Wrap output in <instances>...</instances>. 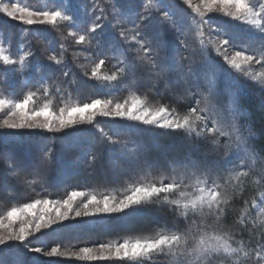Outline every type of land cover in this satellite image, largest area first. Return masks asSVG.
<instances>
[{
  "label": "snow or ice",
  "instance_id": "1",
  "mask_svg": "<svg viewBox=\"0 0 264 264\" xmlns=\"http://www.w3.org/2000/svg\"><path fill=\"white\" fill-rule=\"evenodd\" d=\"M183 2L199 19H192L185 25L164 12L165 23H162L158 14L160 0H155V5L154 0H146L132 20L131 30L121 25L119 38L107 45L102 44L105 25L113 28L115 25L103 12L94 16L90 26L83 30L69 31L67 35L73 42L84 46L80 51L95 49L97 59L90 69H82V76L109 90L105 97L64 103L58 110L53 109L51 100L37 105V92L34 91H28L17 101L0 98V113L6 117L0 127L60 133L78 125H93L97 117H103L182 134L186 150L154 154V149L143 142L133 141L130 148L128 142L120 143L107 137V143L113 146L109 152L119 154V159L113 161L114 181L123 183L142 175L141 182L134 183L122 198L72 190L63 199H34L23 202L21 207H11L0 217V229H6L0 232V246L12 245V242L23 245L34 233L46 229L55 231L54 226H62L66 221L82 217L109 218L118 214L130 216L160 203L167 206L178 223L171 227L164 225L165 231L154 238L99 242L98 247L83 246L78 251L61 252L60 247H52L49 251L31 247L29 251L48 257H75L81 261L115 259L134 264H149L154 258H171L174 264H264V156L259 155L251 143L255 132L247 124V113L238 105V92L229 90L225 94L218 88L216 69L206 55L209 46L220 51L229 40L206 39L204 31L209 23L204 17L221 11L224 16L264 34V5L257 10L249 0ZM89 11H96L95 4ZM113 12L121 14L117 7H113ZM0 13L26 26L44 25L56 29L61 22L74 23L73 16L65 11L32 10L14 2L0 4ZM167 30L173 31L176 40L171 48L164 39ZM129 31L132 32L130 37L125 35ZM210 31L209 28V34ZM190 32L196 35L198 49L188 43ZM130 41L136 45L135 55L130 54L131 48L123 47ZM34 55V50L29 49L13 58L0 46V66L14 73H24L31 67ZM47 60L54 66H61L63 77L70 76L71 69L62 58L49 54ZM108 60L115 61V71L111 74L102 72ZM224 61L237 73L264 87V45L252 50V54L237 50L225 55ZM253 64L259 65V69L252 70ZM56 79L52 74L42 75L37 87L47 95L49 81ZM62 83L66 85L69 98L73 91H79L80 82L75 75ZM122 85L134 88L139 85V88L155 91L158 96L166 93L177 106L182 101L188 106L181 112L178 107L158 102L153 105L141 95H132L122 102L108 98L111 89ZM99 131L103 133L104 129ZM50 151L45 152L33 169L14 167L8 162V177H15V185L20 187L44 180ZM29 175L34 178L28 179ZM254 177H259L254 181L259 197L245 200L239 213L232 215L230 201L242 194L246 183L253 182ZM0 188L10 195L17 194L16 188L9 187L3 176H0ZM230 216L233 226L227 227ZM17 223L22 225L18 231L13 227Z\"/></svg>",
  "mask_w": 264,
  "mask_h": 264
},
{
  "label": "trees",
  "instance_id": "2",
  "mask_svg": "<svg viewBox=\"0 0 264 264\" xmlns=\"http://www.w3.org/2000/svg\"><path fill=\"white\" fill-rule=\"evenodd\" d=\"M3 1L4 0H0V4H2ZM11 1L32 10L57 9L65 11L73 16L74 23L61 22L56 29H52L51 26L44 25H22L20 22L11 20L3 13H0V42L6 48L9 55L16 58L29 49L35 52V55L31 58V67L24 73H14L0 66V98L17 101L23 98L28 91H34L37 92V105L51 100L54 110H58L64 103H79L87 102L92 98H104L109 91L98 87L96 81L86 80L82 76V69L85 67L90 69L93 66L92 62L97 59L96 51L94 48L87 52L80 51L84 46L76 45L72 37L67 35L68 32L83 30L90 26L94 16L103 12L107 15V19L115 25L114 28L108 27L107 24L105 25L106 31L102 38V44L107 45V43L114 38H119V28L121 25L131 30L132 20L136 18V13L142 10V6L146 2V0ZM166 3H170L175 11L186 13V16L189 17L191 16L189 14H191L192 11L189 12L190 10H186L187 5L182 0H160L158 8V14L161 13L160 17L164 12H167L165 10ZM93 4L96 6V11L90 12L89 9H91ZM113 7L119 8L122 15L114 13ZM196 19H199V16H197ZM161 22L164 23L162 17ZM29 28L39 31H29ZM167 31L169 33V30ZM204 31L206 38L209 32L207 25H205ZM125 35L130 37L132 32H126ZM170 36L169 34V37H167V46H171L173 40ZM62 45L63 47H61ZM123 47L131 48L133 50L130 53L131 55L136 54V45L134 42L130 41L129 44L123 45ZM210 53L211 56L209 57L211 58L213 51ZM49 54H56L58 58H62L64 64L71 69L68 78L62 76L60 70L61 66H54L47 60ZM114 64V60L106 61L102 72L111 74L115 71L113 67ZM45 74H52L57 78L54 82L49 81V92L47 95H44L43 90L37 87L39 77ZM72 75H75L80 82L79 91H73L69 98L66 94V85L62 83V81L71 78ZM230 80H232L231 82L233 84L232 90L238 92L239 107L247 113V124L255 132V136L252 138L251 143L258 154L264 156V92L260 91L236 72L234 73V79L231 75L229 76L228 82ZM137 88H139V85L135 88H128L127 85H122L120 88H113L110 90L112 94L109 95L108 98H113L114 102H121L125 99H130L132 95H141L142 98L146 97L150 103L156 104L158 102L160 104L170 105L174 108L178 107L181 112L188 106L185 101H182L181 104L177 106L174 99L167 96V94H160V96H158L154 91H147L145 88H139V90H137ZM220 88L224 90L223 86H220ZM225 91L227 93L229 90L227 89ZM260 104L263 105V108H259ZM124 122L125 121L97 117V121L93 125H78L76 128H70L60 134L41 132L39 130L15 131L11 129H2L0 127V176L5 177L7 183H10L12 186H14L15 177H8L7 175L9 172L7 167L8 162H12L14 167L20 166L26 169H33L37 162L44 157L45 152L51 150L50 162L46 161V171L43 173L47 174V179L51 187L42 189L38 182L34 185L25 184L27 188L25 194L6 200L0 207V217L5 216L6 212L9 211L11 207L22 206L23 202H31L34 199H63L66 198V195L72 190H82L89 195L95 194L97 196L113 195L117 198H122L124 195L128 194V189L134 183L141 182L142 175L136 176V178L126 179L123 183H120L118 187L114 188L97 187L96 184L85 181L66 182L67 180L69 181L77 177L79 174H83L85 171H93L95 161L98 162L96 156L99 153L103 156V167L108 173L113 174V161L119 159V154L109 152V148L113 146L107 143V137L118 140L120 143L128 142L130 148L133 141L143 142L154 149V154L161 153L159 151L162 148H175L176 151L177 147L174 146L175 140H183L182 134L166 132L152 126L139 124L127 126ZM100 128L104 129L103 133L99 131ZM156 150L159 151L157 152ZM120 163L123 164V161H120ZM65 168L71 169L72 171L64 170ZM153 175H155V173H153ZM33 178L34 177L31 175L28 177V179ZM258 178L259 177H254L253 182L246 183L243 193L237 195L230 201L229 206L232 208V215L239 213L244 207L245 200L251 201L259 197V191L254 183ZM253 214L255 213L253 212ZM152 215L157 216L158 221H162L163 224L154 226L155 228L152 226V229L149 230L142 229V231H139L138 228V230L126 232L122 236L128 238V236H140V233L162 232L165 231L164 225L171 227L173 224L178 223V221L173 218L167 206L161 205L160 203L149 205L130 216L118 214L109 218L82 217L77 220L66 221L62 226L56 225L55 231L45 230L37 233L31 237L29 241H25L23 245L14 242L13 245L0 248V260L3 261V264H7L6 259L8 257L10 260L12 259V261H10L12 264L17 262L20 264H28V262L29 264H134L128 261L111 263L110 260L108 262L81 261L77 260L75 257H48L42 253H33L29 251L28 246H30V243L34 239L43 240L47 238L44 241V246L48 245L49 247L44 248L50 250L52 247H56L55 243H59L56 242V240H49L50 237H55L57 235L61 236L66 232H73L78 236L82 231L91 232L93 235H96L95 233H99L101 230L107 229L106 231H108L110 227H115L119 224H121L120 229L128 227L131 223H134V219L143 218L144 216H149L151 218L153 217ZM73 225L77 226L74 227ZM141 225L143 226V224ZM226 226H233L231 216L228 217ZM101 238H106V236L103 235ZM236 238L239 239V236ZM25 245H27V247ZM76 247L70 245L67 250H74L73 248ZM170 263L174 264L169 258H155V262H151L150 264Z\"/></svg>",
  "mask_w": 264,
  "mask_h": 264
},
{
  "label": "rangeland",
  "instance_id": "3",
  "mask_svg": "<svg viewBox=\"0 0 264 264\" xmlns=\"http://www.w3.org/2000/svg\"><path fill=\"white\" fill-rule=\"evenodd\" d=\"M249 2L250 3H254L256 5V7H257V10H259L261 5H264V0H249ZM11 3H12L11 0H4L2 4H9L10 5ZM193 3L194 4H200L201 0H193ZM22 7H24V6H22ZM165 7H166L165 10L169 13V15L171 17H173L174 19H176V21L178 23H183V24L186 25L192 19H196L197 18V14L191 8H189L188 5L186 6V10L187 11L190 10L189 12L192 11V13L189 14V15H191L190 17L186 16L187 15L186 13H181V12L175 11L174 7H172L170 5V3H166ZM213 13H216L218 15L213 14ZM160 14H159V17H160ZM161 17L163 18V15ZM161 17H160V19H161ZM204 19L209 22L208 25H207V28H208V30H209V28L211 30L210 34L208 32V35L206 36V39H228L229 40V44L225 45L224 48L221 49L220 51H217L215 48H213L211 46H209V48L206 49V55L208 57L211 56L210 52L213 51L212 57L211 58L209 57V58L211 60L212 67L216 69V83H217V86H218V88L220 90H221L220 86H223L224 90H221V91L225 92V94H226L225 90H227V89L228 90H232L233 89V84H232V82L231 83L228 82V78L231 75L232 78L234 79V73L236 71L234 69H231L225 63L224 56L225 55H232L237 50H243V51H245V54H252V50L259 49L262 45H264V34H260L258 32V30L253 29L252 26H250V25H246V24H244L243 22H240V21L232 20L231 17L224 16L221 11H214V12L208 13L204 17ZM164 23H165V21H164ZM169 34L171 35L170 37L173 39L172 43H171V46H168L169 48H171L176 43V40H175V36L173 35V31L169 30V33H168V31L165 32L164 39L166 40V42H167V39H168L167 37H169ZM187 35L189 37L188 38V43H190L192 45V47H195V48L198 49V42L196 40L195 33L194 32H190ZM0 46L4 47L1 42H0ZM6 52H7V54H9L7 50H6ZM213 54H214V56H213ZM251 68H252V70H257V69H259V65L253 64L251 66ZM221 69H223V71H221ZM237 74L241 75L242 78L246 79L253 86L258 88L260 91L264 92V87H261L259 82L253 81L250 78H248V77H246V76H244V75H242L240 73H237ZM2 82H3V80H2ZM128 88H134V87L128 86ZM146 90L149 91L148 89H146ZM154 93H156V92L154 91ZM162 94H166V93H162ZM3 99H6V98H3ZM8 100H11V99H8ZM152 104L155 105V103H152ZM259 106H260L259 108H263L262 104H260ZM5 111H8V110L6 109ZM3 118H6V117H4L3 113H0V124H2V119ZM104 119H107V118H104ZM117 120H119V119H117ZM124 124L127 125V126L137 125L136 122H130V121H125ZM1 128L2 129H7V128H3V127H1ZM11 130H15V131L16 130L29 131L30 129H11ZM159 130H162V129H159ZM163 131H166V130H163ZM60 133H55V134H60ZM174 143H175L174 146L177 147L176 151H175V148H173V149H171V148H169V149L168 148H164L163 149L162 148V149H160V151L159 150L158 151L161 152V153H164V152L177 153V152H183V151L186 150V142L184 140H182V141L175 140ZM102 158H103V156H101V154L99 153L96 156V159L98 160V162L95 161V167L93 166V171L92 170L85 171L83 174H79V175H77V177H74V178L70 179L69 181L67 180L66 182L69 183L70 181L71 182L85 181V182H88V183L96 184L97 187H104V188L118 187V185L120 183L114 181L113 174L108 173V171L105 170V168L103 167L104 160H102ZM92 163H93V161H92ZM90 169H91V165H90ZM64 170L72 171L71 169H68V168H65ZM43 175L45 176V179L44 180H39L38 184H39V186L42 189L43 188H47L48 189L49 187H51V184L48 182L47 174H43ZM133 178H136V176H133ZM7 185L9 187H15L17 194L10 195V194L6 193V191L3 188L0 189V207L4 204V202L6 200H8L10 198L22 196L27 191V188H26L25 185H23L22 187L16 186L15 183L13 184L14 186H12L10 183H7ZM253 212L255 213V209H253ZM156 215H158V214H156ZM152 216L153 217H151V218L149 216L148 217L144 216L143 218L141 217V218H138V219H134L135 220L134 223H131L128 227L121 228V229H120V225L121 224L117 225L118 227L117 226H115V227L112 226V227L109 228L107 226L110 230L109 229H108V231H106L107 229L106 230H101L99 233H95L96 235H93V233H91V232L82 231L81 234L77 236L73 232L72 233H67L66 232V233H64L61 236L57 235L55 237H50L49 240H56V242H59V243H55L56 247H60L61 252H65V251H69L67 249H69L68 247H70V245L71 246L74 245V247L77 246L76 248H73L74 250H71V251H78L79 248L83 247V246L98 247L99 242L112 243V242H122L124 239L154 238L160 232H157V233H140V236L134 235V236H131V237L128 236V238L127 237L125 238L124 236H122L126 232L135 231L136 229L138 230V228H139V231H142V229H144V230L148 229L149 230V229H152L151 228L152 226L154 227V226L163 224L162 221H158L157 216H155V215H152ZM140 223L143 224V226ZM21 226L22 225L20 223H17L13 227L18 231L19 227H21ZM46 230L50 231L52 229H46ZM42 231H45V230H42ZM0 232H6V229H0ZM36 234L37 233H34L32 236L29 237V239H31V237H33ZM103 235H105L106 238H101V237H103ZM114 237H116V238H114ZM46 239L47 238H44L43 240L34 239L30 243V246H28V248L40 247L41 246V248H43L45 251H49V249L44 248V247H49L48 245L44 246V241ZM13 243L14 242H12V245H13ZM47 243H48V241H47ZM7 246H10V245L0 246V248H4V247H7ZM233 246H235V245H233ZM169 259L171 260V258H169ZM10 261H12V259L10 260V258L8 257L6 259L7 264H12ZM101 261H103V260H101ZM108 261L109 260H107L105 262H108ZM110 261H111V263L124 262V261H117L115 259H112ZM151 262H155V258ZM151 262H149V264ZM17 263L20 264L19 262H17ZM17 263H15V264H17ZM28 264H29V262H28ZM170 264H172V263H170Z\"/></svg>",
  "mask_w": 264,
  "mask_h": 264
}]
</instances>
